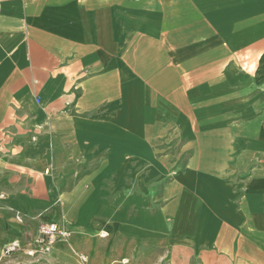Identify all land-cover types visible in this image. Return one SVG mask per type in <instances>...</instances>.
I'll return each instance as SVG.
<instances>
[{
    "label": "crops",
    "instance_id": "obj_1",
    "mask_svg": "<svg viewBox=\"0 0 264 264\" xmlns=\"http://www.w3.org/2000/svg\"><path fill=\"white\" fill-rule=\"evenodd\" d=\"M41 220L264 264V0H1L0 242Z\"/></svg>",
    "mask_w": 264,
    "mask_h": 264
},
{
    "label": "rangeland",
    "instance_id": "obj_2",
    "mask_svg": "<svg viewBox=\"0 0 264 264\" xmlns=\"http://www.w3.org/2000/svg\"><path fill=\"white\" fill-rule=\"evenodd\" d=\"M64 235L42 252L38 248L34 255H28L25 249L32 245V231L25 237L24 243L15 240L20 248L7 253V244L0 242V264H198L185 254L172 257L165 247L157 242L143 240L131 243L130 249H123L117 240L110 247L104 246L90 231H78L62 227Z\"/></svg>",
    "mask_w": 264,
    "mask_h": 264
},
{
    "label": "built area",
    "instance_id": "obj_3",
    "mask_svg": "<svg viewBox=\"0 0 264 264\" xmlns=\"http://www.w3.org/2000/svg\"><path fill=\"white\" fill-rule=\"evenodd\" d=\"M1 1V0H0ZM64 235L61 226L54 221L41 220L37 225L36 232L33 236L32 245L25 249L28 255H34L36 248L44 252L45 247L52 245L58 238ZM19 245L11 244L6 247V252L16 251Z\"/></svg>",
    "mask_w": 264,
    "mask_h": 264
},
{
    "label": "bare ground",
    "instance_id": "obj_4",
    "mask_svg": "<svg viewBox=\"0 0 264 264\" xmlns=\"http://www.w3.org/2000/svg\"><path fill=\"white\" fill-rule=\"evenodd\" d=\"M12 244L19 245V244H17V242H15V241H13ZM49 248H50L49 246L45 247L44 252L47 251V250H49Z\"/></svg>",
    "mask_w": 264,
    "mask_h": 264
}]
</instances>
